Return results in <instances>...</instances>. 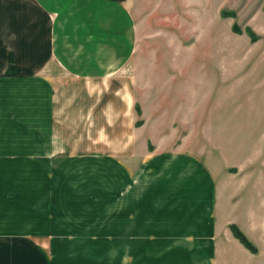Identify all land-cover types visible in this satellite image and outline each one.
Masks as SVG:
<instances>
[{"label":"rangeland","instance_id":"374dc122","mask_svg":"<svg viewBox=\"0 0 264 264\" xmlns=\"http://www.w3.org/2000/svg\"><path fill=\"white\" fill-rule=\"evenodd\" d=\"M125 3L135 26L121 28L129 58L116 73L52 69L49 90L33 75L0 77V202L36 205L42 229L48 219L64 229L69 219L46 217L49 199L90 198L128 170L139 178L149 148H185L216 181L218 257L264 264V0Z\"/></svg>","mask_w":264,"mask_h":264},{"label":"crops","instance_id":"0c3cea01","mask_svg":"<svg viewBox=\"0 0 264 264\" xmlns=\"http://www.w3.org/2000/svg\"><path fill=\"white\" fill-rule=\"evenodd\" d=\"M126 1L0 0V77L33 75L49 90L52 69L97 81L116 73L129 58L119 50L121 28L130 36L135 26ZM163 148L147 150L137 179L128 170L90 198L49 199L46 217L69 219L64 229L50 219L42 229L36 205L0 202V264H224L214 176L193 152ZM84 229L112 230L108 238Z\"/></svg>","mask_w":264,"mask_h":264},{"label":"trees","instance_id":"16d2710c","mask_svg":"<svg viewBox=\"0 0 264 264\" xmlns=\"http://www.w3.org/2000/svg\"><path fill=\"white\" fill-rule=\"evenodd\" d=\"M231 16V15H230ZM245 33L253 40H255L254 34L250 29L246 28ZM229 230L232 233V236L247 250L252 254L257 253V248L243 235L241 231L237 229L235 225H230Z\"/></svg>","mask_w":264,"mask_h":264}]
</instances>
